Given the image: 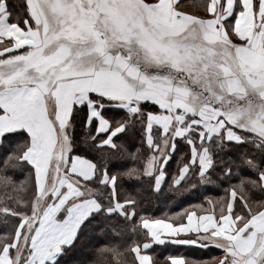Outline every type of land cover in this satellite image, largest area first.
Returning <instances> with one entry per match:
<instances>
[{"label":"snow or ice","instance_id":"6c2138e0","mask_svg":"<svg viewBox=\"0 0 264 264\" xmlns=\"http://www.w3.org/2000/svg\"><path fill=\"white\" fill-rule=\"evenodd\" d=\"M197 6L25 0L21 18L0 0V264H112L115 246L81 252L111 219L145 237L116 264H155L148 249L166 242L264 264V200L250 195L264 192V0ZM169 175L170 189L223 194L138 216L125 181L159 190Z\"/></svg>","mask_w":264,"mask_h":264},{"label":"trees","instance_id":"16d2710c","mask_svg":"<svg viewBox=\"0 0 264 264\" xmlns=\"http://www.w3.org/2000/svg\"><path fill=\"white\" fill-rule=\"evenodd\" d=\"M8 3L10 10L13 13V17L20 14L21 18H23L26 14L25 0H8ZM197 5L198 0H181L178 8L182 11L188 12L189 14H198L202 11V8ZM191 8H197L200 12L196 13L195 10L192 11ZM136 140H138V137ZM136 140L133 142L135 143ZM178 148L179 151L187 150L182 141L178 142ZM178 157L179 152L175 153L174 157L170 161V172L175 171L178 167L176 163ZM17 176L19 179H22L23 173L18 172ZM170 179L171 175H169L162 183L159 190H154L152 184L147 180L140 182L125 181L124 187L137 197L139 209L138 216L139 214H144L145 216H150L152 218L167 219L173 213L187 208L189 205L201 202L204 196L215 197L223 194L222 191H212L211 186H198L194 191L191 189L186 191L170 189ZM184 187L187 188V186ZM250 195L255 202L264 200V192H261L258 189L253 190ZM173 220L175 221L176 219ZM135 223V220L124 221L122 219H111L105 221L102 225L104 232L102 234H97L93 231L89 237L85 239L83 245L81 246V252L87 254L89 257H93L94 250L102 248L105 245L108 247L115 246L119 251L124 253V255L121 257L109 256L112 264H116L118 259L130 261L133 258V255L128 254L126 250L130 247L134 240L142 243L145 238L139 226L136 227L135 231L132 230V226ZM112 229H116L120 235H114ZM92 236H94V238L90 239ZM153 251H157V248H154Z\"/></svg>","mask_w":264,"mask_h":264},{"label":"crops","instance_id":"0c3cea01","mask_svg":"<svg viewBox=\"0 0 264 264\" xmlns=\"http://www.w3.org/2000/svg\"><path fill=\"white\" fill-rule=\"evenodd\" d=\"M180 1L181 0H176L178 11H180V9L178 8ZM203 11L204 10L202 9V11L198 14H203ZM172 222H177V220H172ZM154 248H157V251H153ZM148 251L155 258V264H170V262H167L166 260L169 255H184L190 260L200 261L201 264H203V262L205 261H207L208 264H211L212 258L219 257L221 255L220 250L216 249L215 247H187L167 242L162 245L154 244L152 247H150V249H148Z\"/></svg>","mask_w":264,"mask_h":264},{"label":"rangeland","instance_id":"374dc122","mask_svg":"<svg viewBox=\"0 0 264 264\" xmlns=\"http://www.w3.org/2000/svg\"><path fill=\"white\" fill-rule=\"evenodd\" d=\"M191 9H192V11L195 10L196 13L200 12L197 8H191ZM93 238H94V236L90 237V239H93Z\"/></svg>","mask_w":264,"mask_h":264}]
</instances>
